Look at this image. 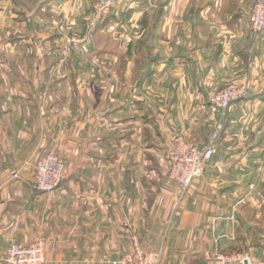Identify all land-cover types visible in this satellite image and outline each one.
Listing matches in <instances>:
<instances>
[{
  "label": "crops",
  "instance_id": "crops-1",
  "mask_svg": "<svg viewBox=\"0 0 264 264\" xmlns=\"http://www.w3.org/2000/svg\"><path fill=\"white\" fill-rule=\"evenodd\" d=\"M31 1L39 6L24 12L19 42L22 14L14 11L15 56L0 74V264H8L12 244L38 240L44 264H113L134 252L135 240L160 253V264H219L218 255L238 252L259 259L264 139L242 154L222 143L185 193L168 179L167 160L173 137L200 129L177 125V99L208 97L242 65V42L250 46L253 35L250 12L177 9L176 2L152 10L151 40L138 38L136 48L145 44L155 57L129 62L119 76L111 68L100 83L97 59L81 57L72 43L88 32L93 1ZM112 16L118 21L119 11ZM262 98L256 92L250 100L256 106ZM49 152L64 160V180L42 193L34 163Z\"/></svg>",
  "mask_w": 264,
  "mask_h": 264
},
{
  "label": "rangeland",
  "instance_id": "rangeland-1",
  "mask_svg": "<svg viewBox=\"0 0 264 264\" xmlns=\"http://www.w3.org/2000/svg\"><path fill=\"white\" fill-rule=\"evenodd\" d=\"M172 2L173 4L176 2L177 9L186 8L195 10L208 8L209 10L222 9L226 11L239 9L241 11L247 10L250 12V16L253 6L252 0H132V3L135 4L131 8H123L124 6L121 7L120 3H118L109 20L106 21L108 26L111 24L116 26L114 32H109L106 26L92 29L89 25L88 32L83 33V36L75 37V41L72 42L78 47L77 51L81 57L97 59L95 73L102 77V80L99 81L100 83L104 80L105 74L107 72L110 73L111 68L113 74L119 76L123 73L124 67L129 62L135 66V63L139 61L147 62L155 57L153 56L152 49L146 48L145 44L140 48H136L137 42L139 43L140 41L138 38L146 44L150 42L152 34H149L148 28L152 25V10L167 9L172 5ZM38 6L39 4H35V7L32 8L31 0H0V74H7L9 69L7 61L15 56L14 51L9 50L10 44L13 45L15 37L14 32L10 33V21H14L15 19L14 11L16 10L17 13L22 14L21 16L17 15L16 19L18 24L16 37L19 42V39L23 36L25 27L24 12L27 10V7L29 11H32L33 9H37ZM117 11H119L118 21L112 16ZM145 11H149V13L145 14ZM135 12L137 13L135 14ZM138 12L142 13L140 17L138 16L140 14ZM126 21L128 23L124 30L122 23ZM137 21L141 22L137 24ZM142 22L146 23L143 24ZM126 29H129L128 31L130 32L128 33L130 46L125 48L122 46V42H126V36H128ZM165 37L167 36L165 35ZM250 42V46H248V41L242 42V52L244 53L242 54L244 56L242 57V65L238 66L237 70L228 76V81L225 82L221 89L213 91L210 88L208 90V97L177 99L181 105L176 115L178 119L177 125H185L186 129H189L193 125L194 127L197 125L200 128L194 134L190 133V137L184 132L178 133L188 143L201 149L207 147L212 143L211 140L216 127L222 125V132L214 143V155L221 153V151L218 152V148L224 142H231L232 149L236 154H242L249 149V145L255 143L257 140L264 139V98L259 99L256 106L251 99L232 103L224 111L215 109L209 104L210 97L213 94L220 92L229 85L242 87L246 90V95L249 97L256 92H264V34L252 35ZM21 43L25 47L23 42ZM255 45L256 54L252 50ZM165 53H167V50H165ZM25 55L24 49H17V57H24ZM243 58H245V62ZM110 60L113 61V66L108 64ZM227 125H234L230 134L224 132ZM224 133L226 135L225 140L223 139ZM215 159L216 157L214 156L213 161L208 163L207 166L212 165L213 162L215 163Z\"/></svg>",
  "mask_w": 264,
  "mask_h": 264
},
{
  "label": "built area",
  "instance_id": "built-area-1",
  "mask_svg": "<svg viewBox=\"0 0 264 264\" xmlns=\"http://www.w3.org/2000/svg\"><path fill=\"white\" fill-rule=\"evenodd\" d=\"M123 0H94L92 4V17L90 27L97 29L104 20L109 18L117 6ZM252 12L250 26L253 35L264 32V0H252ZM109 32H114L116 26H107ZM246 90L237 85H229L220 92L210 97L209 104L218 110L228 109L232 103L246 97ZM222 132V125L216 127L212 136V143L205 148H198L188 143L181 135L172 139L167 151L168 179L181 187L183 193L187 192L194 181L203 175L208 163L215 154L214 143ZM36 176L35 186L42 193H51L61 187L64 180L65 163L61 156L55 153H44L38 156L34 163ZM219 264H264V247L261 257L255 259L248 252H238L232 255L220 254L217 256ZM161 254L145 252L138 241H134V252L113 264H160ZM45 242L38 240L30 245L12 244L6 256L8 264H44Z\"/></svg>",
  "mask_w": 264,
  "mask_h": 264
},
{
  "label": "trees",
  "instance_id": "trees-1",
  "mask_svg": "<svg viewBox=\"0 0 264 264\" xmlns=\"http://www.w3.org/2000/svg\"><path fill=\"white\" fill-rule=\"evenodd\" d=\"M107 20H109V18H107L106 20H104V22L102 23V25H101L100 27H98V28H101L102 26H103V27L106 26V28H107V26H108V23H106ZM262 33L264 34V32H262ZM250 98H251V96L249 97V96L246 95V97H244L243 99H241V100H239V101H237V102L245 101V100H250ZM234 103H236V102H234ZM214 156H215V155H214ZM213 159H214V157H213ZM213 159H212V161H213ZM212 161H211V162H212Z\"/></svg>",
  "mask_w": 264,
  "mask_h": 264
}]
</instances>
